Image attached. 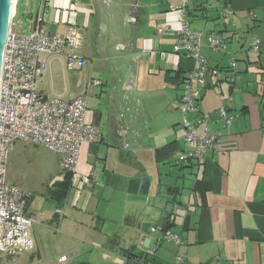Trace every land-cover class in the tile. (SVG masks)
Masks as SVG:
<instances>
[{
  "label": "crops",
  "instance_id": "0c3cea01",
  "mask_svg": "<svg viewBox=\"0 0 264 264\" xmlns=\"http://www.w3.org/2000/svg\"><path fill=\"white\" fill-rule=\"evenodd\" d=\"M45 1L41 26L60 36L70 27L63 21L64 7L73 5L82 36L78 52L85 64L91 61L90 67L70 71L68 52L42 53L37 86L62 99L85 93L86 120L100 126L101 140L82 144L77 165L94 185L80 193L70 185L64 199H53L49 191L66 179L64 171L42 197L25 189L31 195L27 210L36 216L31 256L41 259L44 236L55 223L68 229L69 234L59 233L74 248L47 264H104L108 259L114 261L110 264H264V0ZM17 5L18 0L16 10ZM182 12L191 30L201 33L200 53L217 70L207 75L198 100L202 113L210 115L209 133H222L218 151L208 150L204 164L178 158L192 150L183 139L184 119L195 124L200 116L172 107L195 66L186 50H174L182 38ZM212 37L226 49L213 48ZM254 37L260 40L259 51L252 49ZM231 55L238 62L234 76ZM133 95L146 99L141 121L138 109L125 105L124 98ZM222 106L233 115L226 127L218 114ZM52 152L61 168L59 154ZM140 163L149 165L153 191L161 190L159 203L105 182V171L125 176ZM169 202L171 213L166 212ZM165 230L180 235L182 243L164 242Z\"/></svg>",
  "mask_w": 264,
  "mask_h": 264
},
{
  "label": "built area",
  "instance_id": "2783aa9c",
  "mask_svg": "<svg viewBox=\"0 0 264 264\" xmlns=\"http://www.w3.org/2000/svg\"><path fill=\"white\" fill-rule=\"evenodd\" d=\"M45 6L44 0L33 28L27 33L15 32L12 21L4 43L0 78V248L9 254L35 247L30 228L36 222V216L27 210L31 195L18 184L9 182L6 175L8 156L15 143L22 140L59 154L62 170L71 173L72 188L80 193L93 183L91 176L77 170L81 146L101 140L100 126L86 120L88 97L85 93L62 99L45 95L37 86V76L44 69L40 61L42 53L65 54L66 49H70L66 62L68 69H81L85 64V59L78 54L82 36L76 27V14L72 15L76 9L73 10V5L64 7L63 21L70 27L66 35L60 36L41 26ZM180 25L182 38L175 43L174 50H186V55L195 60V66L184 83L181 99L174 101L172 107L200 116L195 124L184 119L186 133L183 139L192 150L181 153L179 160L204 164L208 150L218 151L222 133H209L210 115L202 113L198 100L206 86L207 75L217 70H212L200 53L201 33L191 30L185 12L181 13ZM209 43L217 50L226 49V44L219 38L212 37ZM259 48L260 40L254 37L252 49L259 51ZM229 63L230 69L236 73L238 62L234 55ZM231 80L234 81L235 77ZM93 83L101 85L102 81L94 79ZM219 112L223 127L230 125L233 115L228 113L227 107L222 106ZM201 124H204V130L200 132L197 125ZM162 239L182 243L180 235L171 230H165ZM66 259L64 256L60 261ZM177 260L182 262L183 257L178 255Z\"/></svg>",
  "mask_w": 264,
  "mask_h": 264
},
{
  "label": "rangeland",
  "instance_id": "374dc122",
  "mask_svg": "<svg viewBox=\"0 0 264 264\" xmlns=\"http://www.w3.org/2000/svg\"><path fill=\"white\" fill-rule=\"evenodd\" d=\"M41 4L42 0H18L16 15L13 18V30L18 33H27L33 28V22L41 8ZM69 50L70 49H67L66 52H70ZM78 54L80 55L79 52ZM80 56L83 57L82 55ZM90 61L91 60H88V62H86L87 64H85L84 68L90 67ZM101 64L103 65V63ZM230 72L231 74L233 73L231 76L235 75L234 72ZM89 95L91 97V94ZM124 99L128 102V104L124 103L125 105H131L133 107L132 109H138V120L141 121L140 117H144L143 103L146 100L145 97L133 95L132 97ZM200 126L204 128V124ZM136 127L141 128L140 125ZM53 158V152L47 148L26 143L22 140L17 141L8 156L7 180L22 186L24 189L29 187L31 190H34L35 197H42V192H44L48 185L52 186L54 182L64 178V171L55 164ZM94 183L95 182H93L91 186L94 185ZM72 190H74V188ZM51 226L52 232L44 236V247L41 259L31 256L34 249L17 252L10 255V258L9 254L0 248V264H47L50 263L51 258L56 255H68V252H71L74 246L71 244L72 242L68 237L61 235L62 233L69 234L67 231L68 229L64 226L58 227L55 223ZM164 242H166V240H164ZM101 257L103 259L105 258L104 256ZM70 262L71 260H68L66 262H58V264H70ZM110 262L114 261L108 259L104 260L103 263L110 264ZM116 263L118 264V262Z\"/></svg>",
  "mask_w": 264,
  "mask_h": 264
},
{
  "label": "water",
  "instance_id": "95a60500",
  "mask_svg": "<svg viewBox=\"0 0 264 264\" xmlns=\"http://www.w3.org/2000/svg\"><path fill=\"white\" fill-rule=\"evenodd\" d=\"M7 1L8 0H0V61L7 11ZM218 114H220V112H218ZM127 172L128 175L124 176L114 174L110 171H105L103 173L105 182L120 189L127 190L130 193L138 194L148 198L151 197L156 203H159L161 201V190L158 188V190H156L155 192L153 191L155 180L154 177H152L150 174V168L148 164L140 163L138 166L132 165ZM157 183L160 184V180H158ZM155 202H153L152 204L154 205ZM173 205L174 204L172 202H169L166 206V212L171 213L173 210Z\"/></svg>",
  "mask_w": 264,
  "mask_h": 264
},
{
  "label": "trees",
  "instance_id": "16d2710c",
  "mask_svg": "<svg viewBox=\"0 0 264 264\" xmlns=\"http://www.w3.org/2000/svg\"><path fill=\"white\" fill-rule=\"evenodd\" d=\"M184 81H186V79ZM70 185H71V173L66 172V179L56 184L55 185L56 187L54 186L53 188L50 189L49 191L50 197L58 201H61L68 194ZM30 200H31V196H30Z\"/></svg>",
  "mask_w": 264,
  "mask_h": 264
},
{
  "label": "bare ground",
  "instance_id": "6f19581e",
  "mask_svg": "<svg viewBox=\"0 0 264 264\" xmlns=\"http://www.w3.org/2000/svg\"><path fill=\"white\" fill-rule=\"evenodd\" d=\"M16 12V0H8L7 1V11H6V19H5V27H4V35H3V43H2V52H1V61H0V78H1V67H2V60L4 54V42L8 31L10 30V23L11 19Z\"/></svg>",
  "mask_w": 264,
  "mask_h": 264
}]
</instances>
